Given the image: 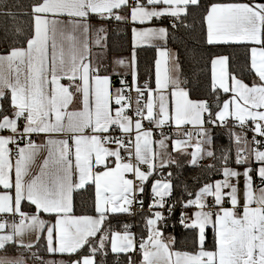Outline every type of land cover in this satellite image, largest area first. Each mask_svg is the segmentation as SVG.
Returning <instances> with one entry per match:
<instances>
[{
	"label": "snow or ice",
	"instance_id": "snow-or-ice-1",
	"mask_svg": "<svg viewBox=\"0 0 264 264\" xmlns=\"http://www.w3.org/2000/svg\"><path fill=\"white\" fill-rule=\"evenodd\" d=\"M0 21V264H264V0H0Z\"/></svg>",
	"mask_w": 264,
	"mask_h": 264
},
{
	"label": "trees",
	"instance_id": "trees-1",
	"mask_svg": "<svg viewBox=\"0 0 264 264\" xmlns=\"http://www.w3.org/2000/svg\"><path fill=\"white\" fill-rule=\"evenodd\" d=\"M25 2H26V0H25ZM8 23H9V26H11V22L9 21ZM0 24H3V21H0ZM3 37H4V33H3L2 28H0V40H2ZM129 41H130V34L125 35V36H121V37L111 36L110 40H109V44L113 48L111 54H127V53H129V51H128ZM116 42H119V44L122 45V47L121 48L115 47ZM169 46H172V47L176 48L177 51L181 52V60L183 61L184 56H183V52H182V49L180 48L179 44L170 42ZM138 52H139V59H140V65H141L142 72L149 65L153 66V71H154V58L156 56L155 49L152 47H149V46H144V47L138 49ZM237 53L241 58H243V50L237 49ZM184 66H185V68H187V64H185ZM206 72L210 75V67L206 69ZM200 174L201 173L197 169H192L190 167L185 168L183 170V176L181 177V179L186 180L190 189H192L193 184H194L192 177L200 175ZM177 191L179 192L180 189H177ZM77 203H79V198H77ZM111 259H112V264H115L116 258L112 257Z\"/></svg>",
	"mask_w": 264,
	"mask_h": 264
},
{
	"label": "crops",
	"instance_id": "crops-1",
	"mask_svg": "<svg viewBox=\"0 0 264 264\" xmlns=\"http://www.w3.org/2000/svg\"><path fill=\"white\" fill-rule=\"evenodd\" d=\"M145 46H148V45H145ZM171 49H173L174 51H177L176 48L172 47V46H169ZM112 56H125L127 57L129 55V53L127 54H111ZM219 178V177H218Z\"/></svg>",
	"mask_w": 264,
	"mask_h": 264
}]
</instances>
